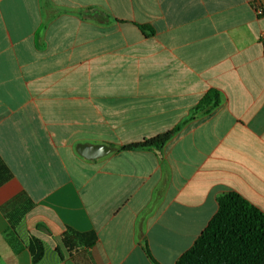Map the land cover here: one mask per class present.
<instances>
[{
  "label": "crops",
  "instance_id": "0c3cea01",
  "mask_svg": "<svg viewBox=\"0 0 264 264\" xmlns=\"http://www.w3.org/2000/svg\"><path fill=\"white\" fill-rule=\"evenodd\" d=\"M228 192L264 212V0H0V264H176Z\"/></svg>",
  "mask_w": 264,
  "mask_h": 264
},
{
  "label": "trees",
  "instance_id": "16d2710c",
  "mask_svg": "<svg viewBox=\"0 0 264 264\" xmlns=\"http://www.w3.org/2000/svg\"><path fill=\"white\" fill-rule=\"evenodd\" d=\"M81 13L100 23L111 21L108 14L98 10L86 9ZM221 101L220 94L213 91L202 99L195 112L214 109ZM180 128L179 125L156 137L123 146L121 150L152 149L160 152ZM217 202V213L176 264H264V212L236 192L220 195ZM61 241L69 254H75L82 248H92L97 235L68 228ZM145 249L149 254L147 245ZM29 250L33 261L37 262L43 257L45 248L39 239L31 237Z\"/></svg>",
  "mask_w": 264,
  "mask_h": 264
},
{
  "label": "water",
  "instance_id": "95a60500",
  "mask_svg": "<svg viewBox=\"0 0 264 264\" xmlns=\"http://www.w3.org/2000/svg\"><path fill=\"white\" fill-rule=\"evenodd\" d=\"M78 152L86 157L87 159H97L108 155L113 151L111 147L105 144H97V145H86L80 144L77 147Z\"/></svg>",
  "mask_w": 264,
  "mask_h": 264
}]
</instances>
